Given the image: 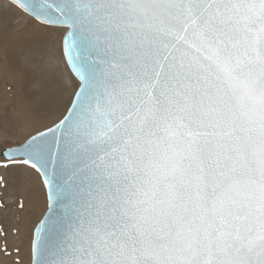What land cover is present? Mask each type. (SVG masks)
<instances>
[{
	"label": "snow or ice",
	"instance_id": "1",
	"mask_svg": "<svg viewBox=\"0 0 264 264\" xmlns=\"http://www.w3.org/2000/svg\"><path fill=\"white\" fill-rule=\"evenodd\" d=\"M12 3L72 74L44 130L0 114V187L42 178L31 264H264V0Z\"/></svg>",
	"mask_w": 264,
	"mask_h": 264
},
{
	"label": "rangeland",
	"instance_id": "2",
	"mask_svg": "<svg viewBox=\"0 0 264 264\" xmlns=\"http://www.w3.org/2000/svg\"><path fill=\"white\" fill-rule=\"evenodd\" d=\"M33 27L34 22L28 16L12 4L0 0V51L6 50L2 49V46L8 44L9 36L16 37L15 42H18V39H20V42L17 43L19 45L21 43H23L22 45L28 43L26 48L20 50L19 53L14 54V50H7V63L11 65V69L13 70L14 68V73L17 75L21 72L23 73L24 87L20 95L14 96L11 93L10 86L5 84L6 80L1 78L0 75V114H7L9 122L19 132L18 136L10 138L12 144L19 143L29 133H34L36 127L44 130L43 125L49 123V120L43 114L35 111L36 106L43 98L51 94L67 97L73 92L72 76L62 57L59 34L51 32L48 34L46 41L36 42L30 39L33 33L30 30ZM28 33L30 34L28 35ZM2 65L3 57H0V74L3 73L1 71ZM13 83L21 88L19 78L13 79ZM25 96L33 101L32 110L28 107H18L21 101L24 102ZM16 98L20 102H17ZM33 120H38L39 123L33 124ZM27 121L29 124L26 123ZM24 127H26V130H24ZM27 171L30 175L18 176L15 184L10 182L7 189L0 187V203L5 205V209L0 210V254L4 258L8 257L7 255H9L10 251H20L21 255H24V249L27 246L28 240L24 239L26 235L28 236L30 225L32 224L30 222L31 212L30 210L26 211L25 230L23 234H20V230L17 231L19 229L18 222L20 221L16 217V213H18L16 209L20 202L26 203L27 198L21 197L22 189L25 190V186L29 187V183L34 184L36 179H38L40 181H38L39 190L42 188V180L39 174L32 169H28ZM38 219L39 217L36 221ZM13 236H15L14 240H11ZM16 240L20 242L18 245L17 243L14 244ZM30 259L31 253L29 259L27 254L23 257H19L18 255L14 260H6L4 264H13L12 261H14V264H25L26 261L29 264Z\"/></svg>",
	"mask_w": 264,
	"mask_h": 264
},
{
	"label": "bare ground",
	"instance_id": "3",
	"mask_svg": "<svg viewBox=\"0 0 264 264\" xmlns=\"http://www.w3.org/2000/svg\"><path fill=\"white\" fill-rule=\"evenodd\" d=\"M12 11V10H11ZM13 12V11H12ZM34 27L30 30V32H34ZM30 33H28V35H29ZM16 37H10L9 36V42H8V44L6 45V46H2V49H6V51L8 50V49H12V50H14L13 52H14V54H16V53H19L20 52V50H23L24 48H26V46L28 45V43H25V45H22L23 43H21L20 45L19 44H17L18 42H20V39H18V42H15L16 41ZM3 51H5V50H2V51H0V57H2V53H3ZM13 54V55H14ZM13 55H12V57H13ZM14 64L16 65V66H18L17 65V63H15L14 62ZM9 66H11V65H9ZM19 67V66H18ZM1 71L3 72L2 74H0L1 75V78H3L4 80H6V83L5 84H7V85H9L10 86V88H11V93H13V95L15 96V95H20V93L22 92L21 90V88L18 86V85H16V84H14L13 83V79H17V78H19V75H17V74H15L14 73V68H13V70L12 71H4L3 70V65L1 66ZM16 100H17V102L19 101L20 102V100L19 99H17L16 98ZM18 105V104H17ZM27 107L26 106V104H25V102H22L21 101V103L19 104V108L20 107ZM27 124H29V122L27 121L26 122ZM24 130H26V127H24ZM42 180V179H41ZM38 179H36V182L34 183V184H28L29 185V187L28 186H25V190H23L22 189V192H21V197L22 198H27L26 199V211L27 210H30V212H31V216H30V222L31 223H33V222H35L36 220H37V218L39 217V215H40V207H42V205H40V204H38V202H37V200L35 199V192H37V191H39V183H38ZM40 182V181H39ZM28 191V192H27ZM30 197V198H29ZM26 211H24L22 214L21 213H16V217L18 218V220L20 221V222H18V224H19V230H20V234H23V232H24V230H25V219H26V215H27V212ZM28 225H29V223H28ZM30 231H31V225H30ZM30 231H29V234H28V236L26 235L25 236V239L24 240H28L27 241V246H26V248L24 249V255H21V252L20 251H13V252H11L10 251V253H9V255H7L6 257L7 258H4V256L3 255H1L0 254V264H4L5 263V261L6 260H11V259H15L18 255H19V257H23V256H25V254H27L28 255V259H29V257H30V240H29V236H30ZM19 234V235H20ZM14 237L15 236H13L12 237V239L11 240H14ZM10 240V241H11ZM17 243V245L20 243L19 242V240H16V242H14V244H16ZM8 251V250H7ZM4 254H6V253H4ZM30 261H31V259H30ZM13 262V264H14V261H12ZM28 262L26 261V263L25 264H27ZM17 264H23V263H17Z\"/></svg>",
	"mask_w": 264,
	"mask_h": 264
},
{
	"label": "water",
	"instance_id": "4",
	"mask_svg": "<svg viewBox=\"0 0 264 264\" xmlns=\"http://www.w3.org/2000/svg\"><path fill=\"white\" fill-rule=\"evenodd\" d=\"M4 1H6V2H8V3H10V4H12L13 6H15V4L14 3H12V0H4ZM16 7V6H15ZM17 8V7H16ZM20 10V9H19ZM21 11V10H20ZM22 12V11H21ZM23 13V12H22ZM63 57V56H62ZM63 60H64V58H63ZM64 63H65V60H64ZM65 65H66V67H67V69H68V71H69V73H70V70H69V68H68V66H67V64L65 63ZM70 75L72 76V74L70 73ZM39 174V173H38ZM40 176V175H39ZM42 179V178H41ZM29 264H31V261H30V263Z\"/></svg>",
	"mask_w": 264,
	"mask_h": 264
}]
</instances>
